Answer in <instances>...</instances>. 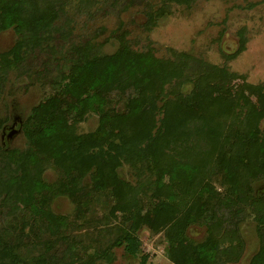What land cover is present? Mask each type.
Here are the masks:
<instances>
[{
  "label": "trees",
  "instance_id": "trees-1",
  "mask_svg": "<svg viewBox=\"0 0 264 264\" xmlns=\"http://www.w3.org/2000/svg\"><path fill=\"white\" fill-rule=\"evenodd\" d=\"M66 1L0 0V30L11 27L18 36L15 45L0 52V87L6 71L12 70L41 75L50 90L23 122L26 148L0 149V264H101L102 259L110 260L109 250L88 253L72 232L99 201L106 206L110 203L100 221L107 227V219H116L108 226L116 235V246L122 245L128 255H137L141 246L138 232L145 226L153 234H162L165 253L173 264L237 260L243 250L237 225L245 215H253L259 224V248L249 264H264V191L257 194L253 187V180L264 179V141L254 144L253 133L258 131L251 128L241 138L233 136L215 154L207 142L191 144L195 153L190 160L181 153L178 159L163 157L165 148L177 141L184 120L205 118L219 100L235 96L237 87L228 83L234 77L224 66L219 68L189 52L169 50L167 57H160L152 46L135 49L121 28L111 33L118 40L111 53H103L100 42L88 39L62 46L58 38L49 42L51 35L69 37L72 18L67 16ZM95 1H80L79 7L81 2L89 5ZM170 1L157 7L146 3L142 27L148 30L170 13ZM173 1L187 4L189 0ZM243 47L241 42L240 49ZM37 57L41 62L34 68ZM212 74L223 77L221 82H211L215 87L226 83L224 92L218 91L213 98ZM187 82L193 88L181 97L173 85ZM251 89L243 92L245 101L264 108V95L254 93V101L248 96L254 92ZM89 112L97 114L96 128L77 132L76 124ZM202 131L195 127L193 132L200 136ZM130 147L155 175L142 183L152 188L153 196L143 204L126 196L129 186L118 173ZM211 158L213 165H220L214 172L215 181L209 180L212 164L206 165ZM51 164L60 168L62 180L45 178ZM172 173L185 185L192 182L193 198L184 212L171 202L170 187L165 188V179L171 180ZM58 195H66L74 204L72 215L52 209ZM194 224L206 227L200 242L187 233ZM140 257L139 264H146L150 254Z\"/></svg>",
  "mask_w": 264,
  "mask_h": 264
},
{
  "label": "rangeland",
  "instance_id": "rangeland-1",
  "mask_svg": "<svg viewBox=\"0 0 264 264\" xmlns=\"http://www.w3.org/2000/svg\"><path fill=\"white\" fill-rule=\"evenodd\" d=\"M80 1L83 0H67L65 4L67 16L72 18L69 37L63 38L61 35L59 39L58 36L51 35L49 42L58 38V43L62 46L71 41L81 42L88 39L100 42L103 53H111L118 43L111 33L121 28L127 31L128 41L135 49L141 50L152 46L155 48V54L160 57H167L169 50L189 52L219 68L224 66L228 74L234 77L228 83L234 88L237 87L235 96L219 100L210 108L205 118L184 120L179 126L181 131L178 130L175 136L177 141L165 148L163 156L165 160L170 157L178 159L181 157L180 153L185 159H192L191 155L195 153L194 147L191 146L193 143L203 146L210 142L215 154L220 147L223 146L224 149L231 143L233 136L239 135L241 138L244 131L247 132L251 128L258 131L253 133L256 137L254 144L264 141V108L255 104L249 105L243 95V92L245 94L252 90L251 87L254 92H250L248 96L253 97L254 93L264 95V0H189L187 4H178L172 0L170 13L167 12L148 30L142 27L146 20L145 4L157 7L166 0H96L89 5L81 2L79 7ZM62 25L66 26L65 23ZM17 40L18 36L11 27L0 30V52L11 48ZM241 42L244 43V47L240 49ZM38 62H41L40 57L34 60V68L39 66ZM6 72L7 76L0 87V149L24 150L27 138L23 122L32 107L50 90L41 75L36 77L29 73L16 74L12 70ZM222 79L223 77L214 74L209 77V84L213 88L210 91L212 98L217 96L218 91L224 92L226 83L215 87L216 84L211 82L216 80L221 82ZM234 82L238 85L233 86ZM173 87L175 90L178 89L179 94L182 93L181 97H184L191 93L193 84L187 82L179 87L176 85ZM173 94L174 92L171 97L175 99L177 95ZM253 100L255 101V97ZM180 116L181 113L178 119ZM97 121V114L89 112L83 121L76 124L75 130L79 133L93 131ZM195 127L204 129L199 133L200 136L194 134ZM197 137H201V140L198 141ZM233 145L239 148V145L234 143ZM131 153L132 147L128 148L125 158H122V166L118 173L129 186L126 196L134 198L136 203L140 201L143 204L153 196L152 188L147 185L143 187L142 183H148L149 178L153 179L155 175L154 172L150 173L147 164L138 161L139 155L133 152L131 156ZM200 155L203 159L207 158L204 153ZM126 158L128 160H125ZM212 160L213 158L209 159L206 165L212 164ZM215 164L210 165V169L213 170L209 172L211 181H215L214 172L218 171L216 168L220 166ZM44 176L49 182H56L64 177L60 168L54 164L46 169ZM170 178L171 180L165 179V188L170 187L174 196L171 202L184 212L193 198L190 193L192 182L188 185L183 184L176 173H172ZM88 181L87 178L84 183ZM253 187L257 194L262 193L264 179L253 180ZM158 193L160 196L163 195L162 191ZM51 207L55 212L67 216L75 211L74 204L66 195H58ZM109 207L110 203L106 206L99 201V204L93 205L92 210L84 213L82 222L74 225L73 235H77L80 244L87 248L88 253L96 249L109 250L110 260L102 259L101 264H139L142 253L150 254L146 264H173L165 253L166 245L162 234H153L145 226L138 232L141 246L137 255H128L122 245L116 246L114 242L116 235L114 236L108 229L111 222H116V219L113 217L107 219V227L104 221H100L104 219L103 214L107 213ZM237 226L243 244L240 257L235 261H216L211 264L250 263L259 248V224L253 215H245ZM187 233L195 242H200L206 235V227L194 224Z\"/></svg>",
  "mask_w": 264,
  "mask_h": 264
}]
</instances>
